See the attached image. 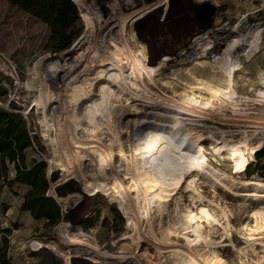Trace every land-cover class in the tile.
Instances as JSON below:
<instances>
[{"label":"rangeland","instance_id":"rangeland-1","mask_svg":"<svg viewBox=\"0 0 264 264\" xmlns=\"http://www.w3.org/2000/svg\"><path fill=\"white\" fill-rule=\"evenodd\" d=\"M161 1L74 0L81 17L83 31L65 54L58 55L45 50L49 37V29L45 25L15 6L9 5L6 0H0V73L4 76L1 78L0 87L7 90V102H12L16 108L15 112L26 119L30 135L38 144L26 151V163L30 164L32 160L44 161L47 165L49 181L52 174H57L56 181L49 182L47 195L57 201L63 213V220L58 225L46 228L45 220H33L29 213L19 210L23 196L28 191L27 187L15 185L10 189L2 186L0 188V228L11 230L8 236V257L13 263H175L172 250L167 249L160 262H154L155 259L152 257L158 254L151 242L144 238L137 243L131 239H123L132 236L134 229H127V218L120 209L119 197L109 193L108 178L98 173H95V178L101 180L102 186L94 187L91 195L102 193L105 197L103 199L96 197L93 210L76 226L90 237L87 240L88 244L94 238L98 243V250H94L92 244L85 246V242L70 243L62 238V226H68L69 207L79 200V194H68L77 189L78 183L66 178L67 172L63 162L60 161L58 166L52 163L55 147L43 137L42 113L37 110V106H32L33 102H31L40 97L48 103L47 113L51 127L56 125L58 131L60 130L58 141L61 143L58 142V145L62 149L58 148L57 154L64 155L66 163L71 165V173L77 169L74 152L83 154L84 151H88L92 154L91 151L95 149H93L95 145L89 144L94 141L101 149L110 148L117 153L121 145L125 146L128 152L124 125L137 115L142 117L151 113L148 106L152 103L161 108L180 112L177 115L179 122L189 130L193 138L197 139L193 148L196 149L197 144L202 146L207 164L216 172L218 180L200 174L193 176L194 178H186L177 194L171 192L173 199L171 197L169 209L164 213L165 225L163 226H167L170 217H176L175 219L178 220L174 211L176 207L181 216L185 213V209L197 213L199 209L205 207L219 223L211 228L205 223L201 224L210 245L202 243L193 247L194 255L206 257L215 254L223 260L224 264H264V199L240 196L248 190L246 189L248 182H264V179L257 174L248 177L244 171L236 173L231 155L221 149V143L227 140L234 143L244 142L242 151L249 163L254 161L264 163V157L255 159V153L264 145V100L257 96L259 91H264V0H192L194 3L210 2L217 8L211 29L201 37H196L197 26L190 13L187 11L189 17L185 16L179 6L184 0H167L168 2L162 4ZM175 3H178L177 8L173 7ZM173 10L179 11L180 14L171 16L172 12L175 13ZM82 14L90 15L89 17L94 21L93 34L96 41L99 35L108 32L107 41L114 38L122 44L124 40L122 35L126 34L129 41L126 43L127 48L136 54L142 52L146 65L157 69L155 76L151 78L152 81L144 77L142 81L137 82L138 88L127 84L124 97L118 94L119 98L115 97L111 100L112 106L118 107L113 125L119 134L120 143L104 127V119L97 118L101 125L98 129L89 125L85 115L79 108H75V103L70 98L71 83L77 81L78 85L87 87L83 86L86 91L89 88V85L84 84L83 81L86 77L79 76L83 68L70 70L65 61L67 54L74 49H77L75 57L83 58L92 55L91 48L95 41L81 43L86 29ZM253 27L260 29V43L257 49L251 44L253 40L249 38L252 35L250 32L255 29ZM236 39L239 40V44L232 51V58L236 65L238 64L239 70L234 75L232 87L238 97L228 99L221 94L215 97L210 91L201 89L206 87L217 90L216 82L211 79L212 71L208 69L206 72L190 75L189 69L196 61H187L186 53L197 49L205 40L211 43V49L205 58L200 57L198 61L212 62L214 57L221 60L225 48ZM164 58H168L167 61ZM13 67L15 71L12 70ZM217 71L213 70L220 75ZM58 77L60 79L63 77L60 85ZM77 77L80 78L76 79ZM131 81L133 82L134 79ZM94 84L97 87L99 83ZM191 87L192 89L189 90ZM185 97L194 98L200 107L183 104ZM136 99L140 100L135 101ZM7 102L3 105L6 106ZM205 103H210L206 110L203 108ZM59 106L61 107L58 108ZM140 121L152 120L140 119ZM77 123H80L79 127ZM162 125L168 126L167 123ZM92 138H94L93 142ZM87 160L92 164V155H89ZM124 167L126 166L121 159L116 156L113 168L129 188L130 180H126L123 175ZM12 177L13 171L10 169L8 179ZM190 181L193 187L188 186ZM57 188H64L67 193L63 200L57 198V196L63 197L55 193ZM131 195L133 196V193ZM1 205L9 208L4 214L1 212ZM258 219H260L259 229L249 235L248 228L254 226ZM143 225L142 235L146 236L149 228L147 224ZM175 226L172 227H180ZM180 229L177 231L172 229L171 235L164 232L166 238L157 231L156 235L165 243L170 241L174 245L184 246L186 241ZM37 240L53 242L57 250L61 252L58 255L47 252L46 248L36 249L33 243Z\"/></svg>","mask_w":264,"mask_h":264},{"label":"bare ground","instance_id":"bare-ground-1","mask_svg":"<svg viewBox=\"0 0 264 264\" xmlns=\"http://www.w3.org/2000/svg\"><path fill=\"white\" fill-rule=\"evenodd\" d=\"M166 1L167 0H162L161 4ZM81 16L84 18L86 27L81 43L83 41H86L87 43L95 41L91 48L92 55H87L83 58L79 56L75 57L77 49H74L67 54L65 61L68 67H70V70H76V68L81 67L83 68L80 70L81 72L79 76L86 77L83 81L84 84L89 85V88L88 91H86L85 88L87 87L83 85L85 87L84 88L82 84L78 85L76 83L77 81L71 83L69 85L71 92L70 98L73 99L75 108H79L81 113L85 115L89 125L95 127V129H98L101 127V125L97 118L99 117L104 119V127H106V129H108V131L119 142V134L113 125V121L116 118V109L118 107H113L111 100L119 96L118 94H122L123 96L127 84L138 88L137 82L142 81L144 77H148L149 80H151V78L155 76L157 69L149 68V66L146 65L144 62V54L142 52H138V54H136L127 48L126 43L129 41L126 38V34L124 36L122 35V38H124V40H122V44L116 41L114 38L110 39V41H107L106 37L109 36L108 32L104 33V35H99V38L96 41L94 39L95 34H93L95 28L94 21L91 19V17H89L90 15L88 16L86 14H82ZM105 28L107 29V27ZM259 30L255 28L250 32L252 35H250L249 38L253 40L251 44L255 49L258 48L260 43ZM238 44L239 40L236 39L228 46L226 45L227 47L223 52L222 59L219 60L218 58L214 57L212 62L198 61L200 57L205 58L207 52H209L211 49V43L209 41L203 40L197 49L186 53L187 61H196L195 64H192V67L189 69L190 75L206 72L208 69L212 71L211 79L216 82L217 90H211L206 87H201V89L210 91L215 97L220 96V94L227 97L228 99L238 97V94L232 87L234 75L239 70L237 68L238 64L236 65V63L233 61L232 51L235 50ZM99 47L102 49L100 50ZM167 59L168 58H164L165 61H167ZM125 69H128V74V71H124ZM214 69L218 70L220 75H217L218 73L213 72ZM80 77H77L76 79ZM132 79H134L133 82L131 81ZM62 81L63 77L61 79L58 77L59 85ZM95 82L99 83L97 87H95ZM75 83L77 84L76 86ZM93 87H95V89ZM191 89L192 87L189 88V90ZM94 91L97 94H94ZM257 96L259 99L264 100V91H259ZM185 98L183 104H186L190 107H200V104H198V101H196L194 98ZM138 100L136 99L135 101ZM45 101L46 100L44 98L37 97L31 102H33L32 106H37V110L42 113L41 121L44 124V129L42 130L43 137L55 147V156L52 159V163L58 166L60 161L63 162L67 172L66 178L78 183L77 189L72 190L68 195L79 194V200L83 195L92 196L91 193L94 187L100 188L102 186L101 180L95 178V173L102 174V176L107 177L109 180V184L107 185L109 193L119 197L118 199L120 200L121 205L120 209H122L127 218V229H134V235L132 234L130 237L126 235L127 237L123 238L124 240L131 239L133 242L137 243L139 240L144 238L151 242V244H153L156 249L155 252L158 254V256L152 257V259H155L154 262H160L163 257L162 255L166 253V250L168 249L173 251V258L176 264H224L223 260L217 257L215 254H212L213 256L206 257L196 256L194 255L192 249L193 247L199 246L202 243L210 245L207 236L204 234L205 232L202 230L201 224L205 223L211 228L212 226L214 227L219 223L207 208L202 207L197 213H194L190 209H185V213L183 214L184 216H181L179 214L180 211L178 212V208L176 207L174 211L178 220L175 219L176 217H170L167 226H163L165 225V223H163L164 213L168 211L169 202L173 199V194L171 195V192H176L177 194L186 178H194L197 174H200L218 180L216 172H214L213 169H211L207 164L206 157L203 154L202 146L197 144L196 149L193 148L194 144L197 143V139L193 138L189 130L185 129L184 125L182 126V124L179 122L177 115L180 112H174L169 108H161V106H157L152 103L150 106H148L152 111L151 113L142 117L137 115L134 119L127 121L124 125L123 130L125 131L124 135L127 139L128 149H126L129 150L128 152L125 150V146L121 145L117 153H115L114 150L110 148L101 149V147H98L99 145L97 146V142L93 140L94 138H92L91 140L92 142L94 141V143L89 142V145H95V147H93V149L95 148L93 150L95 153L91 150L90 151L92 154H90L88 151H84L83 154L82 152H74L77 169L71 173V165L69 166L66 163L64 155L61 156V154H57V149L61 148L58 145L60 130L58 131V127L56 125L51 127V121L47 113L49 106L47 105L48 103H45ZM209 105L210 103H205L203 104V108L206 110L209 108ZM60 107L61 106L58 108ZM140 119L152 121L141 122ZM159 123H167L168 126L165 127ZM78 124L80 123H77V125ZM80 127L82 126L80 125ZM72 128L74 127L72 126ZM72 131L74 134L73 129ZM76 140L78 139L76 138ZM230 141L231 140H227L221 143V149L227 151L231 155L234 164V171L236 173H241L249 163L242 151L244 142L234 143ZM76 143L80 144L79 142ZM70 148L72 147L70 146ZM89 155H92V164L89 162V160H87L89 159ZM116 156H118L123 162L124 166H126L123 169V175L125 176L126 180H130L131 186H129V188L124 183V179L119 177L118 172L113 168V163ZM188 186L193 187L192 181L188 183ZM246 189L248 190H245L246 192L244 191V195L241 193V197L253 196L257 199H264V182L250 181L248 182ZM131 193H133V196ZM259 221L260 219L256 221L254 226L248 228L249 235H252L256 229H259ZM144 223L147 224L149 228L146 235L147 237L142 235V227L144 226ZM173 225L180 226V231L182 232L186 241L184 246H179L178 244L174 245L170 241L165 243L157 238L156 231L160 232V234L164 236L165 234L171 235L172 229L176 231L179 229L173 228ZM260 228H262V226H260ZM61 234L65 241L70 243L75 241L80 243L81 241V243L85 242V246L88 244L87 240L90 239V237L80 227H70L69 225L66 227L62 226ZM91 244L94 250H98V243L94 240V238L91 240V242H89L88 245L90 246ZM54 245L55 244L53 242H48L46 240H37L33 243V246L36 249L46 248L47 252L59 255V252L61 251H58ZM104 257H106V255H104Z\"/></svg>","mask_w":264,"mask_h":264},{"label":"trees","instance_id":"trees-1","mask_svg":"<svg viewBox=\"0 0 264 264\" xmlns=\"http://www.w3.org/2000/svg\"><path fill=\"white\" fill-rule=\"evenodd\" d=\"M6 1L49 29V37L45 45L47 52L65 54L83 31L78 8L71 0ZM1 78L4 76L0 73V85ZM4 102H7V90L0 87V188L6 186L11 189L15 185L27 187L28 191L23 196L19 210L29 213L33 220H45L46 228L55 227L63 220V213L47 192L49 182L56 181L57 174H52L49 181L47 165L44 161L32 160L30 164L26 163V151L38 144L30 135L26 119L15 112V105L9 101L4 106ZM10 169L13 171V177L8 179ZM244 173L248 177L257 174L264 179V163L250 162L246 165ZM65 197L57 196L61 200ZM8 209V206L1 205L3 214ZM10 234V229L0 228V264H15L8 257Z\"/></svg>","mask_w":264,"mask_h":264},{"label":"water","instance_id":"water-1","mask_svg":"<svg viewBox=\"0 0 264 264\" xmlns=\"http://www.w3.org/2000/svg\"><path fill=\"white\" fill-rule=\"evenodd\" d=\"M190 4L191 15L193 20L197 24L196 37L206 35L208 30L211 29L213 24L214 15L217 11L215 5L210 2L194 3L192 0H187ZM264 157V145L255 153V159H261ZM55 193L62 196H67L64 188L55 189ZM103 199L105 196L102 193H95L92 196L83 195L76 204L69 207L67 213L68 225L70 227H76L83 219H86L90 212L93 210L95 198ZM51 198H53L51 196ZM54 199V198H53ZM55 200V199H54ZM56 201V200H55ZM57 202V201H56ZM58 204V203H57ZM58 206H60L58 204Z\"/></svg>","mask_w":264,"mask_h":264},{"label":"flooded vegetation","instance_id":"flooded-vegetation-1","mask_svg":"<svg viewBox=\"0 0 264 264\" xmlns=\"http://www.w3.org/2000/svg\"><path fill=\"white\" fill-rule=\"evenodd\" d=\"M177 4L178 3H175L174 5H173V7L174 8H177L178 6H177ZM179 6L181 7V9L183 10L182 12L185 14V16H188V12L190 13V15H191V8H190V4H189V2H187L186 0H184L183 1V4H179ZM173 8V9H174ZM175 10H177V9H175ZM175 10H173V11H175ZM188 11V12H187ZM172 14H175V15H178V14H180L179 13V11H175V13L174 12H172L170 15L172 16ZM189 17V16H188ZM191 18L193 19V17H192V15H191ZM194 21V20H193ZM196 26H197V24H196Z\"/></svg>","mask_w":264,"mask_h":264},{"label":"built area","instance_id":"built-area-1","mask_svg":"<svg viewBox=\"0 0 264 264\" xmlns=\"http://www.w3.org/2000/svg\"><path fill=\"white\" fill-rule=\"evenodd\" d=\"M71 1H73V0H71ZM73 2H74V1H73ZM75 5H76V4H75ZM76 6H77V5H76ZM77 8H78V7H77ZM12 70L15 71L14 67L12 68Z\"/></svg>","mask_w":264,"mask_h":264},{"label":"crops","instance_id":"crops-1","mask_svg":"<svg viewBox=\"0 0 264 264\" xmlns=\"http://www.w3.org/2000/svg\"><path fill=\"white\" fill-rule=\"evenodd\" d=\"M27 213V212H26Z\"/></svg>","mask_w":264,"mask_h":264}]
</instances>
